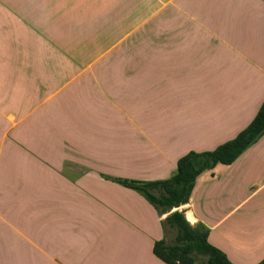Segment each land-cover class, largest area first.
I'll list each match as a JSON object with an SVG mask.
<instances>
[{"label":"crops","instance_id":"0c3cea01","mask_svg":"<svg viewBox=\"0 0 264 264\" xmlns=\"http://www.w3.org/2000/svg\"><path fill=\"white\" fill-rule=\"evenodd\" d=\"M263 101L264 0H0V264H165L162 218L102 177L165 180ZM177 210L260 263L264 135Z\"/></svg>","mask_w":264,"mask_h":264},{"label":"trees","instance_id":"16d2710c","mask_svg":"<svg viewBox=\"0 0 264 264\" xmlns=\"http://www.w3.org/2000/svg\"><path fill=\"white\" fill-rule=\"evenodd\" d=\"M264 135V101L249 125L235 138L205 152L190 151L180 157L175 172L165 180L139 181L127 178L112 181L141 196L155 210L164 238L153 244V254L165 264H197L200 257L206 264H232L220 250L208 241V229L202 224L190 225L183 211H172L188 203L196 178L217 164L230 165ZM165 216V217H164ZM173 233L171 242L168 235ZM264 264V259L258 263Z\"/></svg>","mask_w":264,"mask_h":264},{"label":"rangeland","instance_id":"374dc122","mask_svg":"<svg viewBox=\"0 0 264 264\" xmlns=\"http://www.w3.org/2000/svg\"><path fill=\"white\" fill-rule=\"evenodd\" d=\"M111 178H114V177H111ZM173 237H174V234L173 233L169 234L168 235V238H167V241L168 242H171L172 239H173ZM197 264H206V258L205 257H200L198 259V261H197Z\"/></svg>","mask_w":264,"mask_h":264},{"label":"water","instance_id":"95a60500","mask_svg":"<svg viewBox=\"0 0 264 264\" xmlns=\"http://www.w3.org/2000/svg\"><path fill=\"white\" fill-rule=\"evenodd\" d=\"M176 210H177V208H176Z\"/></svg>","mask_w":264,"mask_h":264}]
</instances>
